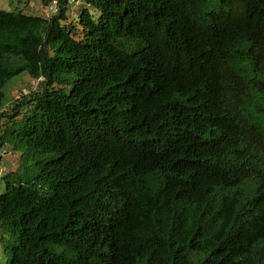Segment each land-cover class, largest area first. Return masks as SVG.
I'll use <instances>...</instances> for the list:
<instances>
[{
  "label": "trees",
  "instance_id": "1",
  "mask_svg": "<svg viewBox=\"0 0 264 264\" xmlns=\"http://www.w3.org/2000/svg\"><path fill=\"white\" fill-rule=\"evenodd\" d=\"M77 1L0 9L8 264H264V0Z\"/></svg>",
  "mask_w": 264,
  "mask_h": 264
},
{
  "label": "rangeland",
  "instance_id": "2",
  "mask_svg": "<svg viewBox=\"0 0 264 264\" xmlns=\"http://www.w3.org/2000/svg\"><path fill=\"white\" fill-rule=\"evenodd\" d=\"M82 3L78 1L75 4H69L68 6V15L69 19H72L77 15L81 8ZM0 9L11 11V10H22L25 13L29 14H39L43 15L44 5L41 0H0ZM39 80H34L28 76L25 72L12 78L5 87V93L8 97V101L17 99L20 100L21 96V89L29 88V89H37L40 86ZM27 107L23 106L21 111L25 112ZM20 118V117H17ZM9 122V118L6 117L4 119L3 128L7 126ZM3 146L7 148H11L9 150V154L4 157L3 163L9 168L10 170H14L19 165L20 153L18 151L13 150V147L10 143H5ZM5 191V182L0 180V192ZM2 230L0 227V264H8L10 261V255H6L3 250L4 242L1 240V236L5 235L6 238H9L7 233ZM6 242V241H5Z\"/></svg>",
  "mask_w": 264,
  "mask_h": 264
},
{
  "label": "built area",
  "instance_id": "3",
  "mask_svg": "<svg viewBox=\"0 0 264 264\" xmlns=\"http://www.w3.org/2000/svg\"><path fill=\"white\" fill-rule=\"evenodd\" d=\"M66 1V0H65ZM67 2L71 3H77V0H67ZM60 0H53L50 5H47L44 7L43 9V13L44 16L49 17L50 15H54L56 13H59L60 11ZM23 94H27L30 92V90L28 88H23L21 91ZM5 109V108H4ZM10 152L9 150L6 148V146L0 145V180L2 178V176L7 172V167L5 166V164H3V162L1 161V159L3 157H5L6 155H8Z\"/></svg>",
  "mask_w": 264,
  "mask_h": 264
},
{
  "label": "clouds",
  "instance_id": "4",
  "mask_svg": "<svg viewBox=\"0 0 264 264\" xmlns=\"http://www.w3.org/2000/svg\"><path fill=\"white\" fill-rule=\"evenodd\" d=\"M4 145V144H3ZM7 148V147H6ZM8 150H11V148H7ZM12 151V150H11ZM7 156V155H6ZM5 156V157H6ZM4 158V157H3ZM3 158L1 159V161L3 160ZM3 162V161H2ZM4 164V163H3ZM6 166V165H5ZM7 167V166H6ZM8 170H10L9 168H7ZM8 170H7V172H8ZM3 177V176H2ZM1 180H2V178H1Z\"/></svg>",
  "mask_w": 264,
  "mask_h": 264
},
{
  "label": "crops",
  "instance_id": "5",
  "mask_svg": "<svg viewBox=\"0 0 264 264\" xmlns=\"http://www.w3.org/2000/svg\"><path fill=\"white\" fill-rule=\"evenodd\" d=\"M4 159V158H3ZM3 161V160H2Z\"/></svg>",
  "mask_w": 264,
  "mask_h": 264
}]
</instances>
